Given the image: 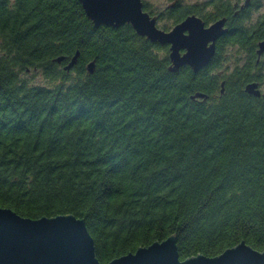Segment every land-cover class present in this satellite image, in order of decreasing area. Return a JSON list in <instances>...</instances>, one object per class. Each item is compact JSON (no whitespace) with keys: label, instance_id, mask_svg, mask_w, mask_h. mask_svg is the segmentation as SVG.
Instances as JSON below:
<instances>
[{"label":"trees","instance_id":"16d2710c","mask_svg":"<svg viewBox=\"0 0 264 264\" xmlns=\"http://www.w3.org/2000/svg\"><path fill=\"white\" fill-rule=\"evenodd\" d=\"M237 2L159 13L163 29L227 17L195 73L172 72L169 46L130 24L95 27L79 0H0V207L84 218L103 264L171 235L182 260L242 241L262 251L264 2ZM36 70L45 83L27 77Z\"/></svg>","mask_w":264,"mask_h":264},{"label":"water","instance_id":"95a60500","mask_svg":"<svg viewBox=\"0 0 264 264\" xmlns=\"http://www.w3.org/2000/svg\"><path fill=\"white\" fill-rule=\"evenodd\" d=\"M95 27L110 25L119 28L131 24L138 35L151 42L170 46L172 72L190 66L197 73L210 65L217 41L229 31L227 18L222 17L209 26L199 16H187L171 30L157 25V16L144 10L143 0H79ZM264 54V40L257 50ZM78 50L64 66L70 71L78 62ZM64 56L56 58L62 62ZM93 73L96 61L87 64ZM245 90L261 96L258 82H250ZM207 97L197 93L192 98ZM0 264H103L97 257L95 240L86 220L74 214H59L40 218L24 217L9 207H0ZM107 264H264V249L253 248L245 241L226 249L219 255L198 254L181 259L177 237L171 235L112 259Z\"/></svg>","mask_w":264,"mask_h":264},{"label":"rangeland","instance_id":"374dc122","mask_svg":"<svg viewBox=\"0 0 264 264\" xmlns=\"http://www.w3.org/2000/svg\"><path fill=\"white\" fill-rule=\"evenodd\" d=\"M145 1H147L150 4L151 8L153 9V12L157 13L159 11H163L165 8H167L172 3H175L178 0H145ZM182 1L183 3H196V2L201 3L207 0H182ZM233 1H239L240 4H243L245 2V0H233ZM263 12H264V6L254 12V18H256L259 14H262ZM158 22L161 25L163 22H165V18L159 19ZM27 77L35 83H45L46 82V78L44 77L42 72L39 70H36V72L35 71L30 72L27 75Z\"/></svg>","mask_w":264,"mask_h":264},{"label":"flooded vegetation","instance_id":"af4514ba","mask_svg":"<svg viewBox=\"0 0 264 264\" xmlns=\"http://www.w3.org/2000/svg\"><path fill=\"white\" fill-rule=\"evenodd\" d=\"M143 2H144V10L145 11H147V12H149L150 13V15L151 16H157V25L159 26V13H161V12H165V10L166 9H168V8H170V7H173L174 5H175V3L177 2H175V3H172L170 6H168L167 8H165L163 11H159V12H153V9L151 8V6H149L151 9H148V7H146L145 6V2H147V1H145V0H143ZM252 2V0H245V2L243 3V4H240V2H237L236 4H235V6H238V7H241V8H243V7H245V6H247V5H250V3ZM197 3V2H196ZM201 3H203V2H201ZM187 4H192V3H187ZM199 4V3H198ZM150 5V4H149ZM192 14H195V13H192ZM192 14H189V15H192ZM195 15H197V16H199L198 14H195ZM200 18H202L201 16H199ZM227 18V17H226ZM202 20L205 22V24H206V26H209L210 24H212L213 22H215V21H213V22H211V23H207L203 18H202ZM131 25V24H130ZM133 27V26H132ZM160 27V26H159ZM174 27V26H173ZM173 27H171L170 29H165V30H171ZM225 27H227L228 29H229V27H228V19H227V21H226V24H225ZM161 28V27H160ZM163 29V28H162ZM229 32V31H228ZM144 37V36H143ZM223 37V36H222ZM219 41V40H218ZM218 41H217V43H218ZM158 43V42H157ZM167 45V44H166ZM169 46V45H168ZM169 49H170V46H169ZM216 52H217V47H216ZM215 55H216V53H215ZM215 55H214V57H215ZM213 57V58H214ZM213 60V59H212ZM212 62V61H211ZM211 64V63H210ZM190 67V66H189Z\"/></svg>","mask_w":264,"mask_h":264}]
</instances>
